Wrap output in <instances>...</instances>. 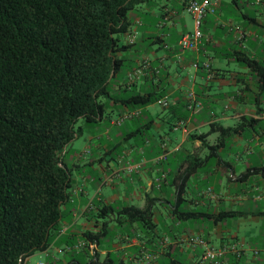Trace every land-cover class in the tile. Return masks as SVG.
<instances>
[{
    "label": "crops",
    "instance_id": "obj_1",
    "mask_svg": "<svg viewBox=\"0 0 264 264\" xmlns=\"http://www.w3.org/2000/svg\"><path fill=\"white\" fill-rule=\"evenodd\" d=\"M148 1L144 0L137 6V14L129 12L132 25L124 35L126 42H135L129 50L139 51L137 63L131 69L139 62L144 63L141 75L133 81L140 89H144L145 81L142 76L145 73L151 74L153 71L161 75L166 60L175 64L173 68L165 69L162 80L155 78L158 86L167 84L168 93L165 97L171 100L173 108L168 111L160 106L162 109L156 117L168 123L170 132L179 127L180 135L172 132L170 135L166 132L158 133L155 144H151L148 151L141 150L139 157H136L133 148L126 150V159L120 158L116 166L108 164L103 170L105 178L98 188L105 185L107 189L98 198L87 200L89 190L85 185L81 184L79 188L73 186L75 195L70 199V203L74 205L71 220L63 223L58 239L41 252L53 257L49 261L52 264H79V261H84L74 257L67 259L66 256V252L71 250L70 243L74 240L73 247L82 248L83 245L78 246V243L84 242L88 244V254L97 253L98 260L105 259L107 264H156L158 254H165L170 258L163 264H264V80H259L255 70L241 65L231 54L233 51H240L256 60L264 58V0H219L215 12L208 13L202 19V37L196 49L191 50H183L178 45L179 38L191 32L186 28L185 1L153 0L152 6ZM190 17L193 20L191 15ZM150 20L154 21V28ZM204 25L207 26L203 27ZM179 26H183L185 30L177 32L176 28ZM155 28L157 34L153 35ZM155 44L165 49L163 54L155 52ZM120 55L123 56V53ZM193 62H208L211 76L202 67L195 69ZM189 66L192 70L188 69ZM175 77L173 81L172 78ZM170 80L172 84L169 83ZM191 99L199 101L201 106L195 110L189 109ZM117 107L121 119L141 113L143 108L131 111L125 107ZM145 111V114L152 115L148 109ZM150 120L153 122L147 124ZM150 120L144 123L145 129L146 126H159L153 118ZM173 122L174 125H169ZM206 124L210 127V133L204 138L205 143H202L194 134L209 131L201 130ZM215 126L235 130L224 136L219 135L216 142L211 143L209 135L219 132L213 130ZM245 133H249L248 138ZM230 136H233L232 146L236 150L226 152L229 146L227 138ZM189 140L191 149L184 148ZM203 147L211 150L210 155L217 156V184L222 188L215 191L212 186L207 185L206 189L198 191L196 197L185 199L186 184L195 174L196 167L206 163L210 156L201 157ZM183 150L186 152V159L180 160L173 167V172V168L167 170L161 162H156V158L165 151L167 155L178 156ZM220 153L234 154V163L218 156ZM191 159L194 162L187 163ZM123 160L126 162L123 163ZM193 167L192 173L184 177L186 170ZM170 174L173 176L169 178ZM202 178L207 179L208 172H203ZM114 179L123 183L124 193L120 189L116 191ZM229 182L234 183V191H227ZM181 184L184 199L180 205H192L194 207H188L187 210H196L203 215L182 221L176 219L171 204L176 203L175 194ZM119 195H123L122 205L137 208L144 207L146 200H153L154 226L150 227V238L142 237L135 222H128L118 214L115 217L116 212H99L98 208L102 204L115 210L112 204ZM159 205L170 207L163 211L158 208ZM201 206L203 209H197L202 208ZM226 210L236 213L224 218L219 212ZM156 215L171 221L170 236L159 230L158 223H163L155 219ZM100 218H107L111 224L117 221L130 226L128 235L117 233L116 241L112 243V249L118 251L133 249L127 261L124 257L115 261L108 248L83 240L84 233L87 232L102 230L108 234L110 223L100 221ZM197 237L202 238L203 243L195 241ZM206 247L223 249V253L215 259L202 261L201 256ZM174 253L186 254L187 261L175 257ZM28 261L29 257L24 264Z\"/></svg>",
    "mask_w": 264,
    "mask_h": 264
},
{
    "label": "trees",
    "instance_id": "obj_2",
    "mask_svg": "<svg viewBox=\"0 0 264 264\" xmlns=\"http://www.w3.org/2000/svg\"><path fill=\"white\" fill-rule=\"evenodd\" d=\"M143 1L0 0V264H24L27 257L56 241L63 223L70 222L71 168L62 156L81 132L76 121L101 120L110 104L132 111L166 98L168 87L155 82L163 79L160 73H145L144 89L133 81L144 63L136 65L134 69L141 72L133 78H129L131 67L121 74L127 58L120 54L135 42H122L120 35L130 31L129 12ZM184 1L186 6L188 0ZM231 54L264 80V58L256 60L240 51ZM166 99L169 105L162 108L173 110ZM213 130L224 136L235 128ZM209 133L194 136L205 143ZM182 185L171 204L176 219L203 215L180 205ZM153 203L146 200L142 208L124 204L116 214L150 228ZM98 209L115 211L105 204ZM234 213L219 212L224 218ZM84 235L86 242L100 245L106 231ZM73 244L74 240L71 249ZM82 249L88 253V244ZM79 264L107 262L99 261L95 253Z\"/></svg>",
    "mask_w": 264,
    "mask_h": 264
},
{
    "label": "rangeland",
    "instance_id": "obj_3",
    "mask_svg": "<svg viewBox=\"0 0 264 264\" xmlns=\"http://www.w3.org/2000/svg\"><path fill=\"white\" fill-rule=\"evenodd\" d=\"M151 1V2H150ZM153 0H149L148 2L151 4ZM160 1V0H159ZM164 1V0H163ZM153 4H151L152 6ZM155 7L153 6V9ZM135 14L137 12L133 11ZM187 12V11H186ZM190 13H186V28L190 29L191 31L194 28V21L190 17ZM152 28H154V21L150 20ZM207 25H204L203 27H206ZM185 27V26H184ZM202 28V27H201ZM183 29V26H179L176 28V31L179 32ZM203 29V28H202ZM155 34L156 35V28ZM121 41L126 43V40L124 38V35H120ZM171 42V40H169ZM155 52L160 55L163 54L165 51L162 46L159 44L154 45ZM137 48V47H135ZM148 52V51H147ZM139 51L127 50L123 52V56L127 58L125 61V68L121 69V74H125L126 69L128 67H134V65L137 63ZM165 68L161 69V75L164 76L165 69H171L175 66V64L170 63L169 61L164 62ZM188 69L192 70L191 66L188 67ZM176 79L172 78L174 81ZM171 80H170V82ZM167 84H163L165 87ZM148 109L152 115L145 114V110ZM162 108L160 105L155 102L149 104L147 107L141 108V113H136L130 118H120L118 114V107L113 105H108L107 109L103 115V118L101 120H98L96 122H87L84 121L82 118H79L75 123V128L80 127L81 132L80 134L75 137L71 142L68 143V145L65 148V152L62 156V159L65 163V165L68 168H71V178H72V187L70 188L71 196L75 195L72 191L73 186H76L79 188L81 184L85 185L87 190H89V193L87 195V200H92L94 197H97L99 195H104L105 190L107 189V186L103 185L101 189H99V185L101 184L102 180L105 178L104 175V169H106L107 165H117V161L120 158H125L124 155L125 151L128 150L130 147L134 149V153L136 157H139L138 153L141 152V150L148 151L151 147V144H155L157 134H162L163 132H166L168 135L177 133L180 135V129L179 127H175L174 129L170 130L168 129L167 125L168 123L165 121L157 119L156 114L161 110ZM139 111V110H138ZM205 114V111L204 113ZM151 118L156 121V124L158 127L151 126L149 129H145L144 123H146ZM162 121V122H161ZM209 125L203 126L201 128L202 131L209 130ZM139 129L140 133H133L135 130ZM219 132H213L209 135V141L211 143L216 142V138L219 136ZM245 136L248 138L249 133H245ZM233 136H230L227 138L228 147L226 148V152L235 151L236 148L232 146L233 142ZM167 141V140H166ZM150 142V144H149ZM184 148L191 149V143L190 140L188 143L184 145ZM161 150H158L157 152H161ZM166 152V151H165ZM162 153L156 158V162H161L162 165L168 170L170 167L173 168L177 163H179L180 160L186 159V152L183 150L181 153H179L178 156H175L173 154L167 155V153ZM211 150L203 147V153L201 154V157L210 155ZM218 156L226 158L228 161H230L232 164L234 163V154H222L220 153ZM146 157H149L148 154H146ZM126 160H123V163H125ZM194 161L191 159L187 163H193ZM216 162H217V156L214 154H211L207 158V162L203 165H199L196 167V172L194 175L191 176L188 183L185 186V193L184 198L190 199L193 197H196L198 191L200 189H206L207 185L212 186L213 189L216 191L220 187L217 184V172L215 171L216 168ZM186 163V164H187ZM175 171L174 168L172 172ZM203 172H208V178L203 179L202 174ZM173 174V173H172ZM169 175V178L171 175ZM173 176V175H172ZM199 176V177H198ZM227 179V178H226ZM114 184L117 187L116 191L118 192L119 189L124 193L125 190L123 188V183L118 181L117 179H114ZM98 188V189H97ZM222 187H220L221 189ZM166 190L168 188H165ZM235 185L233 182H229V186L227 188V191H234ZM128 190H126L127 192ZM98 193V194H97ZM168 199H170V196H166ZM123 195L116 196L114 203L112 204L116 212L119 207L122 205ZM94 202L96 203L97 200L95 199ZM70 208L73 209V204L68 203ZM169 205H162L158 206L159 209L166 211V208L169 209ZM188 207H194L192 205L183 206L184 209H187ZM202 207V206H201ZM197 209H203L197 208ZM206 210L209 209L205 208ZM205 210V211H206ZM169 211V210H168ZM165 214V213H164ZM68 217H70V214H68ZM116 217V213H115ZM123 217V216H119ZM157 221H162L163 224L158 223V228L161 230V232L166 233L168 236L171 235L172 231L169 229V225L171 224V221L166 218L159 215L154 216ZM154 219V220H155ZM68 220V219H67ZM66 220V221H67ZM107 221L108 224L110 221L107 218H100V221ZM139 226L140 233L142 234V237L144 239L151 237V231L150 228L147 226H142L138 223H136ZM142 224V223H141ZM130 226H126L125 224H120L117 221L113 224L110 223V226L108 228L109 232L106 235L105 238L102 239L100 243V247H105L110 250L111 258L115 261H118L119 259L123 258L127 261L128 255L133 252V249H126L125 251H118L115 249H112V243L116 241V234L117 233H125L128 235ZM162 235V234H161ZM175 257H178L179 259H182V261L186 262V254L181 253H174ZM48 254H44L41 251H37L31 256H29V261L27 264H35L38 263V261L42 263L49 262L53 260V257L47 256ZM57 257V255L55 254ZM67 259H70L71 257H76L79 260L85 261L89 260L91 258V254H88L85 252L81 247H74L71 250H68L66 252ZM158 261L156 264H163L169 261V257L165 254H158ZM104 258V255L101 256V259ZM147 260V259H145Z\"/></svg>",
    "mask_w": 264,
    "mask_h": 264
},
{
    "label": "built area",
    "instance_id": "obj_4",
    "mask_svg": "<svg viewBox=\"0 0 264 264\" xmlns=\"http://www.w3.org/2000/svg\"><path fill=\"white\" fill-rule=\"evenodd\" d=\"M219 0H188L185 9L188 13L191 14L193 21H194V28L191 32L183 34L179 40L178 45L183 50H191L196 49L197 44L202 37V31H201V21L202 18L205 16L208 12H214L218 5ZM192 66L197 69L199 67H202L206 70V72L209 73V63L208 62H193ZM141 72V69H134L133 72L129 73V78H133L134 75H137ZM209 76L210 73L208 74ZM158 104L161 107H167L169 105V102L166 98H161L158 101ZM201 103L197 100L191 99V102L189 103L188 107L191 110H195L197 107H200ZM195 241L199 243H203V239L200 237H197L194 239ZM84 245V242H79L78 246ZM223 253V249H216L214 247H206L204 249V253L201 256V260L205 261L206 259H215L217 256Z\"/></svg>",
    "mask_w": 264,
    "mask_h": 264
}]
</instances>
